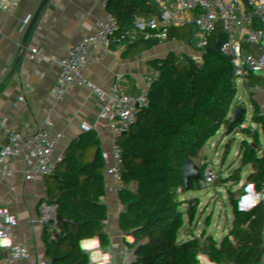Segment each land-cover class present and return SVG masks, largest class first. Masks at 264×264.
<instances>
[{"label": "built area", "instance_id": "built-area-1", "mask_svg": "<svg viewBox=\"0 0 264 264\" xmlns=\"http://www.w3.org/2000/svg\"><path fill=\"white\" fill-rule=\"evenodd\" d=\"M197 2L202 11L200 17L183 15L179 22L173 23L163 14L157 0L150 1L148 9L160 18L162 36V44L154 48L160 74L155 77L153 87L160 102L152 105L150 94L141 84L137 85L136 101L128 96L123 86H118L116 98L129 110L115 130L118 146L107 152L97 150L96 160L113 161L114 168L124 170L131 157L154 158L155 179L159 182L151 189L161 193V182L168 178L170 166L180 155L185 168L178 181L191 190L195 213L204 219L210 205L223 204L237 188L252 184L258 175L249 163L258 155L256 130L264 131V67H259L258 53L253 49L258 26L245 21L252 12L251 0ZM129 4L130 0H120L115 16L119 28L111 30L109 38L93 47L86 58L88 66L101 57L122 29ZM83 9H92L102 16L99 3H85L70 12L63 23ZM240 20L245 22V27L234 36ZM60 34L61 25L51 27L41 38L27 39V55L15 54L11 49L1 53L0 105L9 107L13 114L23 108L27 102L23 90L38 57ZM194 45L199 46L201 66L186 51ZM85 83L86 79H79V84ZM243 96H253L258 103L257 107L247 106L244 125L238 112ZM242 137L246 139L244 158L226 163V159L236 156ZM78 159L75 148L66 142L64 149L56 153L53 164L41 167L24 187L16 190L18 206L12 222L14 231H23L30 219L37 217L48 219L60 234L57 250L53 254L43 253V263H56L64 252L71 264H86L96 253L99 243L109 235L108 222L118 208L117 201L105 209V219L97 226L83 222L79 209L70 212L64 221L47 207L52 189L56 185L70 184L71 168ZM106 164L107 169L109 164ZM204 175L219 183L206 184ZM75 179L80 181L79 177ZM251 218L241 209L234 211L227 232L242 237L246 230L238 221ZM213 220L218 221V218ZM253 240L259 245L260 256L247 258L242 264H264V238L253 237ZM12 243L13 238L8 237L0 264H23L14 261Z\"/></svg>", "mask_w": 264, "mask_h": 264}, {"label": "trees", "instance_id": "trees-1", "mask_svg": "<svg viewBox=\"0 0 264 264\" xmlns=\"http://www.w3.org/2000/svg\"><path fill=\"white\" fill-rule=\"evenodd\" d=\"M107 0H0V69L1 53L11 49L15 54L27 55V39L45 36L54 26L62 25L70 12L85 3H101ZM186 17L201 16L202 11L197 0H169ZM162 44L160 18L149 9L131 22L127 37L114 54L104 64L94 70L98 79L95 90L84 97L73 126L65 133V140L78 153V161L71 168V179L82 178L86 185L108 182L121 172L146 173L153 177L151 168L154 158L131 157L124 170L114 168L113 161L96 160V150L105 152L118 146L115 133H107L98 119L101 111L113 122L114 130L122 123L128 108L116 98L115 90L123 86L128 96L136 101L137 85L141 84L151 97V104L160 102L153 81L160 74L156 66L154 48ZM113 67V68H112ZM93 73V72H91ZM81 78L87 79L91 74ZM80 78V79H81ZM258 141L256 158L257 177L252 184L237 188L231 195L229 208L210 205L206 218L231 215L245 206L250 195L264 177V131L256 130ZM245 137L237 145L244 148ZM237 151L239 161L244 155ZM96 160V164L93 161ZM109 164L106 169L105 166ZM185 165L178 155L169 168L168 178L176 173L180 175ZM113 201L118 202L117 210L108 222L109 235L103 239L96 253L86 264H177L181 259L186 264H230L226 251L219 245L218 236L211 231V257L201 258L203 250L188 261L190 245L200 234L191 235L197 227L194 199L191 190L177 183L161 182V193H155L146 184L127 183L122 189L109 192ZM206 244V241H205ZM55 264V263H45Z\"/></svg>", "mask_w": 264, "mask_h": 264}, {"label": "crops", "instance_id": "crops-1", "mask_svg": "<svg viewBox=\"0 0 264 264\" xmlns=\"http://www.w3.org/2000/svg\"><path fill=\"white\" fill-rule=\"evenodd\" d=\"M150 1H137L134 20L148 9ZM157 1L163 8V14L171 22H177L183 16L171 1ZM119 5L120 0H107L99 3L102 16L92 9H83L62 23L61 34L38 57L25 85L23 94L27 102L23 108L13 114L9 107L0 105V132L11 121L8 132L0 142V256L8 237L13 238L15 262L45 264L41 259L42 254H53L57 250L60 234L46 218L33 217L23 231H14L12 222L18 206L16 190L24 187L41 167L53 164L56 153L64 149L66 140L63 134L73 126L82 99L95 90L98 79L94 69L88 72L93 73L87 77L85 84H79L82 76L62 81L87 68L86 58L93 47L109 38L111 30L119 28L115 18ZM250 5L252 12L245 21L258 26V37L253 49L258 53L259 67H264V0H251ZM56 83L60 84L54 85ZM98 119L107 133H115L112 120L101 111L98 112ZM237 151L243 155L246 152L245 147L241 146ZM236 159L237 154L225 162L230 164ZM249 165L256 169V160L250 161ZM131 173L140 184L153 186L146 173ZM125 174L121 172L108 182L91 186H83L85 181L82 178L80 181L73 178L66 186L56 185L49 193L47 207L64 221L68 219L70 212L79 209L83 222L97 226L104 221L105 209L113 202L109 192L122 189L129 183L125 180L114 181ZM137 175L142 179L137 178ZM204 181L209 184L208 176L204 175ZM231 205V196L223 204H212L218 208H229ZM240 209L252 217L239 219V225L246 230V234L240 238L231 231L227 232L230 214L214 216L218 221L213 220L214 218H201L198 226V232L208 231L211 239V231L218 236L219 245L226 251L230 264H242L247 258L260 256L259 245L253 237L264 238V177L250 195L247 204ZM205 257L207 258L206 255L202 256ZM211 258L217 259L215 256ZM180 261L184 263L183 259ZM55 264H71V261L67 253L63 252L61 259Z\"/></svg>", "mask_w": 264, "mask_h": 264}, {"label": "water", "instance_id": "water-1", "mask_svg": "<svg viewBox=\"0 0 264 264\" xmlns=\"http://www.w3.org/2000/svg\"><path fill=\"white\" fill-rule=\"evenodd\" d=\"M137 1L138 0H130V4L128 6V10H127V13L125 15L124 25H123L122 29L119 30L118 34L113 38L108 49L101 55V57L97 61H95L94 63L89 65L87 68H85L84 70L76 73L75 75L66 79L65 81H62V83L73 80V79H77V78L85 75L86 73L98 68L100 65L104 64L107 60H109L111 58V56L114 54L116 49L120 46L122 41L125 40L127 37L128 29L131 25V22L133 20L134 14H135ZM181 19H182V16L179 17L177 22H179ZM244 27H245V22L242 20L238 21L233 35L236 36ZM176 32H177L176 29H173V33L176 34ZM186 51L188 53H190L195 58L197 65L201 66L203 64V59H202V56L200 54V50H199L198 45L188 47V48H186ZM58 84H60V83H56L54 85H58ZM249 105H253V106L257 107L258 103H257L256 98L253 96H243L240 99L239 108H238L239 120L242 122V125L245 124L243 121L244 115H245V110H246L247 106H249ZM10 126H11V121L3 127L2 131L0 132V142L4 138L6 133L8 132ZM202 131L204 133H206V129L204 127L202 128ZM178 176L179 175L176 173L171 178L165 179V183H177ZM204 246H205V239L200 238V237L197 238L191 246V250H190V253L188 255L187 260L191 261L195 255H197L198 253H200L203 250Z\"/></svg>", "mask_w": 264, "mask_h": 264}, {"label": "rangeland", "instance_id": "rangeland-1", "mask_svg": "<svg viewBox=\"0 0 264 264\" xmlns=\"http://www.w3.org/2000/svg\"><path fill=\"white\" fill-rule=\"evenodd\" d=\"M156 172H157V167L154 165V166L151 168V173H152L153 175H155ZM134 178H135V175H134V174H132V173H127V174H125L124 176H120V177H118V178H115L114 181L117 182L118 180H119V181H121V180H125V181H127V182H132V181H133V183H135V184H137V185H142V184H146V185H148L147 183H141V184H140V183L138 182V180L136 181ZM137 178L142 179L139 175H137ZM151 180H152V179H151ZM142 182H143V180H142ZM152 183H153V185H155L157 182H155V181L152 180ZM209 185H216L215 180H214L213 178H211V177L209 178ZM150 187H152V186L150 185ZM201 218H202V217H201L199 214H196V219H197L198 224H197V227H196V229L194 230L193 234L191 235L190 242H192V240H193L194 236H196V234H200L202 237L205 238V241H206V244H205V251H204L205 254H204V255H206L207 257H214V255L211 254L212 239L210 238L209 232L206 231V230H204L203 232H198V230L200 229L198 226H199V224L201 223ZM191 246H192V245H190V247H191ZM205 258H206V257H205ZM177 264H186V263H185V261H184V263H183L182 261H179ZM191 264H202V263H201V262H197V263L193 262V263H191Z\"/></svg>", "mask_w": 264, "mask_h": 264}, {"label": "bare ground", "instance_id": "bare-ground-1", "mask_svg": "<svg viewBox=\"0 0 264 264\" xmlns=\"http://www.w3.org/2000/svg\"><path fill=\"white\" fill-rule=\"evenodd\" d=\"M233 194V193H232ZM205 239V238H204Z\"/></svg>", "mask_w": 264, "mask_h": 264}]
</instances>
